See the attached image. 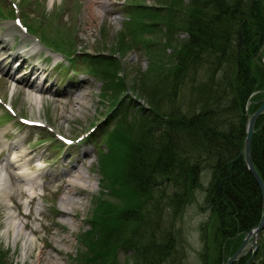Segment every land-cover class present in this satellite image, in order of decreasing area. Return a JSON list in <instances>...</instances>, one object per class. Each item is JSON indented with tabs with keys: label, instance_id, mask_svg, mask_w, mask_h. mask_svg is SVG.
Masks as SVG:
<instances>
[{
	"label": "trees",
	"instance_id": "1",
	"mask_svg": "<svg viewBox=\"0 0 264 264\" xmlns=\"http://www.w3.org/2000/svg\"><path fill=\"white\" fill-rule=\"evenodd\" d=\"M134 2H127L126 19V29L134 40L128 42L122 34L119 49L140 41L142 31L157 23L182 28L187 37L174 49L173 65L164 76H155L148 68L132 78L129 88L125 86L128 81L114 75V69L120 68L115 57L90 55L91 66H95L91 73L98 71L108 88L119 90L112 96L113 106L122 105L120 97L126 89L136 92L135 97L143 96L147 106L138 105L139 114L131 117L122 106L107 134L109 151L102 155L101 179L119 202L96 198L91 227L81 238L87 240V253L80 255V264H104L106 249L111 257L118 245L133 251L130 264H176L170 232L157 227L159 210L154 223L149 220L150 209L153 215L158 203L151 197L152 189L170 190L163 198L174 215L199 185L198 177L205 168L211 176L207 201L216 222L211 237L213 254L206 247L201 257L205 264L207 259L209 264H223L245 231L258 221L261 210L259 187L238 155L245 136L246 100L251 92L264 88V66L257 55L264 47V0H189L183 4L168 0L151 10L152 6ZM143 16L151 21H142ZM187 78L194 97L184 112L175 101ZM257 97L254 94L251 99ZM258 104L251 102L249 111ZM251 152L264 179V114L255 123ZM3 256L0 251V264H6ZM248 256L246 253L232 264H264L263 236L246 263Z\"/></svg>",
	"mask_w": 264,
	"mask_h": 264
},
{
	"label": "rangeland",
	"instance_id": "2",
	"mask_svg": "<svg viewBox=\"0 0 264 264\" xmlns=\"http://www.w3.org/2000/svg\"><path fill=\"white\" fill-rule=\"evenodd\" d=\"M10 1L13 3L12 11L18 10L17 14L14 12V15L19 16L23 24L26 23L29 31L42 37L44 43L55 50L59 49L62 54L68 56L74 49L84 50L92 55H98V52L112 53L119 61L118 64L120 63V68L117 66L114 69V75L119 74L125 82L128 81L125 85L127 88L131 85L133 77L140 75L148 68L155 76H164L173 65L174 49L180 41L186 39L187 32L173 25L168 28L166 25L163 26V23H157L150 26L148 30L142 31L140 41L132 42L129 48L123 50L119 49L118 44L122 34L126 41L134 40L126 29V26L129 27L126 19L129 16L127 2L135 3V0H108L106 10L101 11L97 10L96 4L90 3V0H53V2L50 0H7V2L0 0V48L4 45L0 53L3 51V55L11 54L3 59L4 69L0 70V97L3 101L10 103L16 113L15 116L6 115L0 106V131L2 132L0 163L7 162L12 153V142L20 137V145L29 149L31 151L29 155L34 157L33 166L41 165L40 170L37 173L35 171V177L39 182L43 175L42 188L36 187L37 194L30 204L27 219L29 229L36 228L35 233L42 242V250L46 252L41 254L39 264H80L82 262L80 255L87 253V240L83 241L81 238L82 234L91 227L89 219L96 211V198L101 196L106 199L105 202H119L109 184L105 182V179H101L100 167L104 166L102 155L109 151V139L106 133L111 127L110 120L112 116L117 117V113L122 108H127V115L139 114L137 106L140 104L147 106V101L143 96L135 97L136 92L126 89L120 97L122 105L118 103L116 111H113L112 104L115 101L112 96L118 95L119 90L108 88L107 83L103 81L104 76L98 71L91 73L95 66H91L90 55L79 53L80 56H76V62H72L71 66V63L60 53H56L60 55V64H65L67 70L62 66L58 67L59 64L50 68L51 58L46 53L52 54L55 51L49 48L44 49L40 45L43 50L39 55L46 59L45 63H47L41 65L45 66L49 72L42 83L45 86L49 85L50 88L48 92H41V104L37 106L33 104L25 97L27 87L22 86L19 81L10 76V74H19L15 66L23 57L22 49H20L23 43L19 37L23 33L15 29L8 35L3 34L9 23L12 24L14 17L10 15ZM181 1L183 4L189 0ZM136 3L152 6L149 8L151 10L154 6L168 3V0H136ZM174 15L177 21L178 15ZM142 21L151 20L143 16ZM24 37L28 40L27 47H31V36ZM168 38L170 42L166 43ZM14 55L16 57L12 58ZM35 62L37 61L26 58V62L22 64L34 66ZM27 68L33 70L35 66ZM31 74L32 72H27L26 77L32 78ZM145 80L147 83L148 80L146 78ZM81 81L85 83L77 88V83ZM190 84L191 80L187 78L186 83L180 88V95L177 94L178 101H175L181 103L184 112H187L193 102L194 96ZM77 94L82 96L78 98V102L75 98ZM19 115L45 120L55 132L69 137L84 134L90 125L97 123L96 130L90 134L89 142L85 144L86 149L90 151L82 155L78 149L79 143L61 148L62 145L53 139L50 134L52 131H49L47 127H45L46 130L45 128H27L18 123ZM111 165L112 163H109L108 167ZM75 167L83 168L88 179L85 183L76 185L81 192L74 195L73 204H61L60 199L67 190L65 181L71 178ZM56 174L59 179L54 177ZM210 177L208 168L200 172L199 185L188 193L184 203L174 215L172 208L167 206L163 198L170 193V190L164 193L159 186L152 189L151 197L158 203L155 205L153 215L152 208L150 211L147 209L150 212L149 220L154 223L159 210L157 227L170 232L169 236L174 244L171 255L176 259V264H205L201 254L206 247L210 251V256L213 254L211 237L216 220L209 207L206 190ZM10 181L14 186L12 198L19 202L18 209L22 213L28 211L29 205L27 207L22 203L24 199H27V194L16 188L17 182L13 178ZM11 204L14 208L16 207L13 202ZM37 205L40 206L39 210L36 209ZM4 210L3 203L0 202V251L4 254L3 260L6 264L7 262L33 264L30 258L21 257V236L13 239L10 229L4 232ZM72 212H76V216H73ZM18 219L25 221L26 218L19 215ZM248 250L247 247L243 252ZM109 251L110 249L107 248L104 264H130L133 260V251L123 245L115 247L111 257ZM33 253L30 254L31 257ZM207 261L209 264L210 259Z\"/></svg>",
	"mask_w": 264,
	"mask_h": 264
},
{
	"label": "bare ground",
	"instance_id": "3",
	"mask_svg": "<svg viewBox=\"0 0 264 264\" xmlns=\"http://www.w3.org/2000/svg\"><path fill=\"white\" fill-rule=\"evenodd\" d=\"M50 1L53 2V0ZM90 3H95L96 4L95 8L101 11V10H106V3H108V0H90ZM15 29L16 27L14 25L8 26V28L3 34L8 35V33H11V30H15ZM19 37L24 38V36L22 35H19ZM37 46L38 43L34 41L30 49L36 51L33 48H37ZM3 48L4 45L1 46L0 50H2ZM20 49H23L24 51H28L24 43L20 46ZM2 55H3V51L0 53V70L4 69L3 59H5L11 54L3 55V56ZM59 57L60 56L58 54L54 53L53 58L57 59ZM25 62H26V58L22 57L21 63H25ZM38 64L39 65H34L35 69L33 70L47 77L49 74L47 69L42 67L41 63ZM26 71H28L27 68L24 71H21V73L19 74V79L17 81H19V83L22 86L27 87L25 89V97L37 106L42 102L41 92H48L50 86L49 85L43 86V83H40V81H36V79L38 78L37 75H35L36 72L32 74L33 78H27ZM10 76L12 77V79H16V77H14L12 74H10ZM83 83H85V81L78 82L77 88L80 87ZM81 97H82L81 95L77 94L75 97L76 101L78 102L79 101L78 98ZM1 134L2 132L0 131V138H1ZM0 143H1V139H0ZM20 144H21L20 137H18L12 143V153L9 160L6 162V164L3 163L0 164V202L3 203V206L5 208L4 210L5 224L3 230L6 233L10 229L12 231L13 239L18 238L20 235L21 257L30 258V261L33 264H39L41 254L46 253L45 251L42 250V242L39 240L38 235L35 233V227H31L29 229L28 220H27L29 216L22 214L20 209H18L19 202L14 201V199L12 198L14 193V186L10 181L11 178H13L17 182L16 188L21 189L23 187L27 189L28 193L31 195L29 199L27 198L23 200L22 202L23 204L27 203L28 205L29 202L33 201L34 199L33 194L36 193V189H35L36 186L42 187L35 177L36 174L35 171L39 170L40 168L33 166L32 161L34 157L29 155L31 151L26 147L21 146ZM89 151L90 150L85 149L83 153L88 154ZM54 177L58 178V174L54 175ZM87 179L88 176L86 171L81 167H75V172L71 175V178L65 181V186H66L65 188H67V190L64 193L63 197L60 199V203L61 204L67 203L69 205L73 204L74 195L81 192V189H77L76 185L85 183ZM11 202L15 204L16 206L15 208L12 206ZM37 208H39L38 205ZM19 215L25 217L26 218L25 221H20L18 219ZM72 215L76 216V212H72ZM31 253H33V257L30 256Z\"/></svg>",
	"mask_w": 264,
	"mask_h": 264
},
{
	"label": "water",
	"instance_id": "4",
	"mask_svg": "<svg viewBox=\"0 0 264 264\" xmlns=\"http://www.w3.org/2000/svg\"><path fill=\"white\" fill-rule=\"evenodd\" d=\"M241 45V34L240 31L238 32V51L240 49ZM262 62L264 64V49L262 51ZM264 111V98L262 99L260 105L248 116L245 124V137L242 143V152L239 153L238 156H242L245 166L249 173L254 178L256 184L259 187L260 190V197H261V210H260V216L258 221L250 227L247 231H245V234L241 240V243L237 247V249L226 258L224 264H231L234 260H236L240 255H242V251L245 248L246 244L248 243V248L251 250L249 257L246 262L251 260L256 252V249L258 248V237L259 233L262 231L264 227V180L257 171L256 167L254 166V163L252 161V155H251V137L252 133L254 131V123L259 114H261Z\"/></svg>",
	"mask_w": 264,
	"mask_h": 264
}]
</instances>
